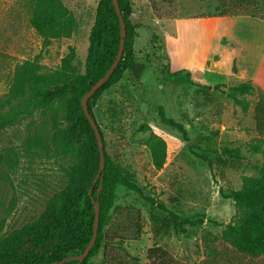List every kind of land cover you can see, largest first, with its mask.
Returning a JSON list of instances; mask_svg holds the SVG:
<instances>
[{
    "label": "rangeland",
    "instance_id": "374dc122",
    "mask_svg": "<svg viewBox=\"0 0 264 264\" xmlns=\"http://www.w3.org/2000/svg\"><path fill=\"white\" fill-rule=\"evenodd\" d=\"M62 1L76 27L69 37L43 40L29 22L30 0H0V101L25 60L36 63L40 72L54 70L72 46L83 69L98 0ZM219 4L224 12L264 16V0H131L130 19L137 24L134 64L93 106L115 163L144 194L165 206L163 210L137 192L116 187L117 209L110 211L106 229L119 237L114 239L119 256L125 258V252L136 264L145 263L153 245L183 264H264V256H239L220 240L235 213L231 193L239 189L243 175H257L261 155L248 148L257 137L252 119L256 97L244 95L250 105L242 111L226 95L228 86L239 83L237 70L231 77L224 69L201 70V56L208 49L201 18L217 13ZM154 32L163 39L160 57L152 47ZM242 64L249 67L247 60ZM61 106H54L57 125L63 124ZM160 108L175 125L161 120ZM51 118L38 110L0 129V239L40 218L47 200L65 184ZM151 135L166 142L160 169L154 168L146 144ZM170 212L186 220L184 231L158 229L154 218ZM101 259L100 251L90 260L100 264Z\"/></svg>",
    "mask_w": 264,
    "mask_h": 264
},
{
    "label": "trees",
    "instance_id": "16d2710c",
    "mask_svg": "<svg viewBox=\"0 0 264 264\" xmlns=\"http://www.w3.org/2000/svg\"><path fill=\"white\" fill-rule=\"evenodd\" d=\"M30 1L32 9L29 22L43 40L70 36L76 27V20L62 0ZM117 1L125 24L123 37L112 0H98L88 35L83 69L80 70V60L72 46L68 47L54 70L40 72L36 63L25 60L16 70L6 99L0 101V129L38 110L50 113L57 130L60 169L65 176V184L47 200L40 218L0 239V264H94L90 259L100 251V264H136L137 259L125 252V258L119 256L121 250L114 241L119 237L106 229L110 211L117 209L114 206L116 187L122 185L165 209L163 203L144 194L141 186L115 163L108 153L105 134L93 112V106L101 93L117 83L123 72L134 64L133 43L137 24L130 19L131 0ZM221 6H217V15L241 14L237 11H221ZM260 18L264 19V16ZM121 38L124 40L122 59L109 78L86 101L103 141V169L94 180L99 167V152L94 131L82 111L80 100L114 61ZM152 44L154 53L160 57L163 39L156 32L152 34ZM235 69L233 66V72ZM226 95L242 111H246L250 105L244 95L256 97L252 106V119L257 137L248 143V148L261 155V163L257 175H243L239 189L232 191L235 213L221 230L220 240L239 256L257 259L264 256V90L247 80L228 86ZM55 105H62L63 124L56 123ZM159 114L164 123L175 125L164 116L162 108ZM178 127L184 134L183 128ZM146 144L154 168L160 169L166 156L165 140L151 135ZM233 154L237 155L238 152L234 150ZM95 205L99 209L96 238L88 255L79 261L74 257L83 252L93 234ZM136 214L139 216V211ZM169 217H156L153 221L157 222L159 230L160 227L167 229L173 226L184 231L182 224L186 220H179L171 212ZM144 264L183 263L174 260L161 246L153 245L146 250Z\"/></svg>",
    "mask_w": 264,
    "mask_h": 264
},
{
    "label": "crops",
    "instance_id": "0c3cea01",
    "mask_svg": "<svg viewBox=\"0 0 264 264\" xmlns=\"http://www.w3.org/2000/svg\"><path fill=\"white\" fill-rule=\"evenodd\" d=\"M201 23L207 30L204 46L208 48L201 56V70L220 73L224 69L225 75L231 77L234 66L239 82L248 80L264 90V19L247 13H215L202 17ZM244 60L249 67L242 64Z\"/></svg>",
    "mask_w": 264,
    "mask_h": 264
},
{
    "label": "water",
    "instance_id": "95a60500",
    "mask_svg": "<svg viewBox=\"0 0 264 264\" xmlns=\"http://www.w3.org/2000/svg\"><path fill=\"white\" fill-rule=\"evenodd\" d=\"M112 2H113V6H114V9H115V12H116V14L118 16V19H119V22H120L121 36L123 37L125 35V24H124L123 18L121 16V12H120V8H119V5H118V1L117 0H112ZM123 48H124V40H123V38H121L114 61L111 63V65L109 66L107 71L104 73V75L101 78L97 79L93 83V85L90 87V89L81 97V100H80L82 111H83L86 119L89 121V123H90V125H91V127H92V129L94 131V134H95V137H96V142H97V147H98V152H99V167H98V171L96 173V176H95L94 180H96V178H98V176H100L101 170L103 169V164H104L103 141H102L101 134L99 132L98 126H97V124L95 122V119L92 117V115L88 111L86 101L109 78L111 73L117 67L118 63L122 59ZM89 191L91 192V189H89ZM92 200H93V198H92ZM98 214H99V209L95 205L93 234H92V237H91L89 243L87 244V246L83 250V252L80 255L74 257L75 259H77L79 261L83 260L88 255L89 250L91 249V247H92V245H93V243L95 241L96 234H97V227H98ZM30 264H50V263H30Z\"/></svg>",
    "mask_w": 264,
    "mask_h": 264
}]
</instances>
